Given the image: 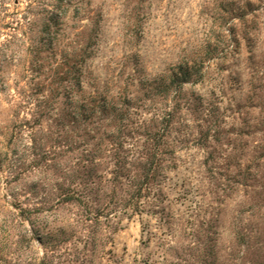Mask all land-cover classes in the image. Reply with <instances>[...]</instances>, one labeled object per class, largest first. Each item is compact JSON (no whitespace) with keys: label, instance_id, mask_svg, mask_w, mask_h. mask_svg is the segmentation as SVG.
I'll return each mask as SVG.
<instances>
[{"label":"rangeland","instance_id":"rangeland-1","mask_svg":"<svg viewBox=\"0 0 264 264\" xmlns=\"http://www.w3.org/2000/svg\"><path fill=\"white\" fill-rule=\"evenodd\" d=\"M52 2L0 0V264H264V0H70L46 49ZM77 33L93 41L72 94L118 104L117 123L72 117ZM179 64L198 73L171 101ZM164 110L174 153L133 211ZM113 139L129 175L93 163Z\"/></svg>","mask_w":264,"mask_h":264},{"label":"trees","instance_id":"trees-1","mask_svg":"<svg viewBox=\"0 0 264 264\" xmlns=\"http://www.w3.org/2000/svg\"><path fill=\"white\" fill-rule=\"evenodd\" d=\"M69 5L70 0H55V2H52L50 6H47L45 8L43 24L44 28L42 30L44 33V39L40 43H43L42 45L47 47L46 49H49L53 46V36L56 35L61 25L64 24L62 21L65 17ZM79 36V33H77L76 39L74 40L76 46L73 49H70V53L64 58V64H66L70 59L68 56L70 55L72 57V63H70V65H68V68L65 70L66 76L71 75L69 78L71 80L69 93H67L66 95L70 99V101L74 103L75 110L72 112V117H74V119L76 120H82V122L91 120V122L95 123V120L109 119V121H115L117 123L123 118L122 112L120 108H118V104L110 103L109 101L107 102L106 98H101V96L96 98L97 100L91 97V99L89 100V103L91 104H89L88 101H81L82 99L79 97L80 94L77 97L72 94V88H75L81 93L83 92L81 81V67L92 53V37L89 36V43L82 44V42H79ZM93 36L95 41V34ZM197 73L198 72L195 71L193 67L179 64L176 70H173V72L171 73L168 82L160 83L159 88L162 89V96H164V98L168 96V99L172 101L176 96H178V93L180 91L179 85L188 82L194 75H197ZM123 104L126 103L123 102ZM94 116L96 118L92 120V117ZM172 117L173 111L164 110L162 112L160 118V127L162 128L161 133L159 128V130L157 131L159 135L157 134L158 136H153V140L150 144V147L147 148L145 155L143 157L141 156V159L136 156L133 160V162H135L136 159H140L138 160V166L136 167L138 169V173L132 174V181L130 184L132 189L129 198L124 203L125 207H131L133 211H137L141 206L140 200L143 196L142 191L150 190V187L153 185L154 181L158 180L159 176L163 174V171L169 168L168 166L163 167L161 165V162L163 160L161 155H172V153H174L173 148H169L168 142L164 140L168 126L172 121ZM207 131L209 133L210 129H207ZM104 138L106 140H109V136L107 135L105 137H102L101 139L103 140ZM102 140H100V143L97 144L101 145L103 143ZM115 140L116 139H113L112 143L109 144L110 148L106 149V145L104 146V149L99 148V156L96 155L93 157V163L96 162V158H102L101 155L106 151L111 153L110 156L115 161V168L113 169L112 174L115 178H118L122 175L124 176L125 174H131L129 169H125V166H129L130 164H132V162L130 161V159L128 160V158L121 156V150H119V147L117 146L120 145L121 147V142ZM114 145L116 146V151H113Z\"/></svg>","mask_w":264,"mask_h":264}]
</instances>
